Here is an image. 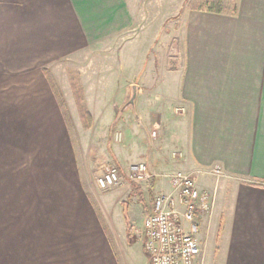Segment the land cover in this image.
<instances>
[{
  "label": "crops",
  "instance_id": "1",
  "mask_svg": "<svg viewBox=\"0 0 264 264\" xmlns=\"http://www.w3.org/2000/svg\"><path fill=\"white\" fill-rule=\"evenodd\" d=\"M147 1L0 0V161H67L89 135L121 173L156 175L119 197L145 203L129 227L139 246L96 199L100 215L81 202L73 231L46 235L44 264H149L144 220L155 196L176 199L177 172L214 194L212 210L217 187L240 181L236 219L264 225V0H179L167 16Z\"/></svg>",
  "mask_w": 264,
  "mask_h": 264
},
{
  "label": "rangeland",
  "instance_id": "2",
  "mask_svg": "<svg viewBox=\"0 0 264 264\" xmlns=\"http://www.w3.org/2000/svg\"><path fill=\"white\" fill-rule=\"evenodd\" d=\"M178 4L179 0H148L145 8L149 12L157 8L161 11L164 5L167 16L174 14ZM81 140L79 135L73 136L67 161H0V264H44L43 254L37 255L44 250L46 235L49 239L51 236L59 238L61 231H73L77 218L83 216L79 208L81 202H93L100 215L96 199L102 201L115 221L119 220L124 225L126 243L133 248H136V243L139 246L135 226L129 227L133 217L136 216L135 221L139 220L137 215L145 203L139 201L130 205L129 200L120 201L125 197H119L121 192L125 194L134 186L149 193L153 179L135 183L128 172L123 174L118 169V183L108 189H100L96 179L107 165L115 164L105 161L103 153L90 142L89 135L84 136V142ZM238 184L240 181L222 182L217 187L213 210L201 218L199 264H264V239H236L239 231L252 233V229L262 232L253 236L264 237V225L240 224L242 220L236 219L238 210L236 212L234 185L237 187ZM215 189L216 186L214 192ZM245 236L252 237L250 234Z\"/></svg>",
  "mask_w": 264,
  "mask_h": 264
},
{
  "label": "built area",
  "instance_id": "3",
  "mask_svg": "<svg viewBox=\"0 0 264 264\" xmlns=\"http://www.w3.org/2000/svg\"><path fill=\"white\" fill-rule=\"evenodd\" d=\"M128 173L135 183H146L156 177L144 163L130 166ZM213 174L219 176L220 172ZM165 177L169 179L176 199L162 194L154 197L151 213L143 224V249L149 264H198L201 256L199 224L202 217L210 214L214 194L199 189L192 175L177 172ZM118 181V168L107 165L96 184L104 190Z\"/></svg>",
  "mask_w": 264,
  "mask_h": 264
},
{
  "label": "trees",
  "instance_id": "4",
  "mask_svg": "<svg viewBox=\"0 0 264 264\" xmlns=\"http://www.w3.org/2000/svg\"><path fill=\"white\" fill-rule=\"evenodd\" d=\"M75 95H76V100L78 101V111H79L80 119L82 120V122H84V121H89L90 118H89L88 113H87V112H86V111L80 106V104H79V101H80V97H79L80 92H75ZM60 107H61V109H63V107H62L61 104H60ZM89 127H90V125L88 124V126L86 127V129H89ZM132 190H136L135 192H137V190H139V189H138V187L134 186V187L132 188ZM130 195H131V194H130ZM137 196H138V199L141 200V195H140V194H137ZM104 231L107 232L106 229H104Z\"/></svg>",
  "mask_w": 264,
  "mask_h": 264
},
{
  "label": "water",
  "instance_id": "5",
  "mask_svg": "<svg viewBox=\"0 0 264 264\" xmlns=\"http://www.w3.org/2000/svg\"><path fill=\"white\" fill-rule=\"evenodd\" d=\"M135 97H136V88L132 86L130 98L128 99L127 103L120 109V113H122L125 109L134 108Z\"/></svg>",
  "mask_w": 264,
  "mask_h": 264
}]
</instances>
